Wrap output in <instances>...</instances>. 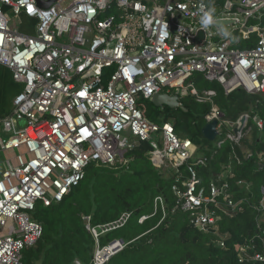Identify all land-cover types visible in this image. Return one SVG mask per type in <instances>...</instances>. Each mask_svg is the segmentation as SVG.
I'll use <instances>...</instances> for the list:
<instances>
[{
  "label": "built area",
  "instance_id": "built-area-1",
  "mask_svg": "<svg viewBox=\"0 0 264 264\" xmlns=\"http://www.w3.org/2000/svg\"><path fill=\"white\" fill-rule=\"evenodd\" d=\"M202 4L216 21L228 23L202 29ZM0 65L22 85L9 114L0 115V127L12 132L0 137V264H23V251L41 237L42 225L31 217L38 203L61 202L89 165L126 163V153L143 142L151 144L156 167L185 162L187 177L172 185L179 208L195 227L212 228L215 244L225 246L218 224L242 211L247 197L232 196L227 169L202 185L193 164L206 158L195 156L191 140L176 134L171 123L149 121L136 102L155 93L209 102L204 118L217 122L216 146L240 141L249 114L226 120L213 101L216 92L191 79L217 82L225 94L242 88L264 95V0H54L46 8L36 0H0ZM253 122L262 129L261 118ZM236 184L250 191L249 182ZM154 201L153 214L157 205L163 210L162 198ZM251 207L264 219V187ZM129 218L124 212L92 226L84 217L95 241L92 264H105L125 246L120 240L100 245L99 237ZM234 250L239 262H264V228Z\"/></svg>",
  "mask_w": 264,
  "mask_h": 264
},
{
  "label": "trees",
  "instance_id": "trees-1",
  "mask_svg": "<svg viewBox=\"0 0 264 264\" xmlns=\"http://www.w3.org/2000/svg\"><path fill=\"white\" fill-rule=\"evenodd\" d=\"M109 73L110 70L107 76ZM21 88L10 70L0 65L1 116L9 114ZM202 88L216 92L213 101L226 120L234 121L244 112L249 114L246 133L240 141L225 140L217 147L215 141L205 139L201 128L211 104L189 95L179 99L183 109L157 107L143 97L137 99L136 106L149 121L171 123L176 134L191 140L195 156L206 158L201 165L193 164L202 185L218 179L227 169L232 196L247 197L242 211L218 224V230L225 234L224 247L215 244L212 228L203 231L195 227L188 213L179 208L172 185L176 179L187 177L185 162L156 167L149 157L151 144L143 142L126 153L130 158L126 163L111 167L89 165L83 180L61 202L47 207L36 205L33 219L42 225V235L23 252V264H92L95 241L84 226V217L89 216L90 224L96 226L110 223L124 212H130L127 222L99 237L100 245L114 240L125 244L105 264H264L239 262L234 250L235 243L255 237L258 227L264 228L261 212L251 207L260 199L264 187V95L248 94L242 88L225 94L217 82L206 80ZM255 116L261 118L262 129L254 124ZM239 180L250 183L249 192L236 184ZM156 197L162 198L163 210L157 205L153 214ZM141 215L151 216L139 223ZM255 242L258 247L260 240Z\"/></svg>",
  "mask_w": 264,
  "mask_h": 264
},
{
  "label": "water",
  "instance_id": "water-1",
  "mask_svg": "<svg viewBox=\"0 0 264 264\" xmlns=\"http://www.w3.org/2000/svg\"><path fill=\"white\" fill-rule=\"evenodd\" d=\"M54 0H36L37 5L40 8H46L48 7ZM228 23V21H217V26L224 25ZM202 38V33L200 32L198 34V37L196 38V41H199ZM155 106L161 107V106H168L170 108H176L180 107L183 109L181 105H179L178 97L177 95H169L167 93H155L151 100H150ZM245 118L241 119V126L244 124ZM216 124L217 122L215 120L205 123L203 127L201 128V133L205 139L208 141H215L217 137V131H216ZM242 127L239 129H236V131H240ZM122 242V240H120Z\"/></svg>",
  "mask_w": 264,
  "mask_h": 264
},
{
  "label": "clouds",
  "instance_id": "clouds-1",
  "mask_svg": "<svg viewBox=\"0 0 264 264\" xmlns=\"http://www.w3.org/2000/svg\"><path fill=\"white\" fill-rule=\"evenodd\" d=\"M200 9L202 14L200 16L199 23L202 29H208L209 27L217 24V21L214 19V14L211 10L205 11L203 4L200 6ZM218 30L220 34L223 35L224 37L231 36V33H229L227 30L223 28H220Z\"/></svg>",
  "mask_w": 264,
  "mask_h": 264
},
{
  "label": "rangeland",
  "instance_id": "rangeland-1",
  "mask_svg": "<svg viewBox=\"0 0 264 264\" xmlns=\"http://www.w3.org/2000/svg\"><path fill=\"white\" fill-rule=\"evenodd\" d=\"M19 28L21 29V28H23V26H19ZM237 47H241V46H237ZM191 80L193 81V83H194L197 87L201 86L202 83H203V81H205L204 79L199 78L198 75H194V76L192 77ZM22 125H24V121H23V120H21L20 123H19V126H22ZM247 128L249 129V127H247ZM0 130H1V132H0V137H1L2 139H6V138H8V137L12 134L11 131H5V130H3L1 127H0ZM228 130H229V129H228ZM223 138H224V134H223V135L220 134L219 137H218V140H222ZM246 151H248V150H245V152H246ZM3 157H4V154L0 152V158L2 159ZM166 166H168V165L166 164ZM166 166H165V167H166ZM31 215H32L31 217L34 218L33 212L31 213ZM24 251H25V250H24ZM24 251H23V252H24Z\"/></svg>",
  "mask_w": 264,
  "mask_h": 264
}]
</instances>
